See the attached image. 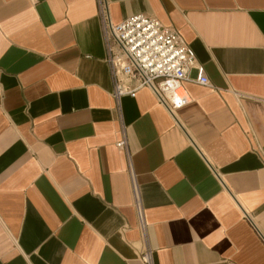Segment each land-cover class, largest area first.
Masks as SVG:
<instances>
[{
    "label": "crops",
    "instance_id": "0c3cea01",
    "mask_svg": "<svg viewBox=\"0 0 264 264\" xmlns=\"http://www.w3.org/2000/svg\"><path fill=\"white\" fill-rule=\"evenodd\" d=\"M109 1L183 36L191 101L119 109L96 0H0V264H144L123 125L154 264H264V0Z\"/></svg>",
    "mask_w": 264,
    "mask_h": 264
},
{
    "label": "built area",
    "instance_id": "2783aa9c",
    "mask_svg": "<svg viewBox=\"0 0 264 264\" xmlns=\"http://www.w3.org/2000/svg\"><path fill=\"white\" fill-rule=\"evenodd\" d=\"M102 25L107 61L114 82L113 96L120 109V98L135 96L142 87H149L174 114V110L191 101L184 82L190 80V70L196 66V56L178 30L163 26L146 14H136L114 23L109 0H96ZM196 81L209 85L210 79L201 73ZM117 146L127 155L135 207L145 246L140 254L144 264H154L153 249L147 238V222L133 169L127 132L123 125Z\"/></svg>",
    "mask_w": 264,
    "mask_h": 264
}]
</instances>
